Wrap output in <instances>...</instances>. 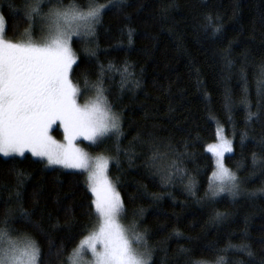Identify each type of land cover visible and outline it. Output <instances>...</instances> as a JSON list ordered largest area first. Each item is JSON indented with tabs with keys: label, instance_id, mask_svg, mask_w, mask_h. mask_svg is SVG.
I'll return each mask as SVG.
<instances>
[{
	"label": "trees",
	"instance_id": "trees-1",
	"mask_svg": "<svg viewBox=\"0 0 264 264\" xmlns=\"http://www.w3.org/2000/svg\"><path fill=\"white\" fill-rule=\"evenodd\" d=\"M25 3L0 0L5 39L28 40ZM42 35L39 25L31 32L34 42ZM74 39L80 100L95 96L84 91V74L95 83L103 68L104 95L123 133L118 145L113 136L89 152L112 158L108 176L127 210L122 219L144 235L152 264L220 257L264 264V0H125L103 14L89 42ZM86 48L95 52L90 61ZM218 125L232 141L224 162L237 177L236 195L208 191L214 162L205 149ZM91 201L83 172L30 154L0 155V221L9 218L12 237L35 240L43 264H66L97 225Z\"/></svg>",
	"mask_w": 264,
	"mask_h": 264
},
{
	"label": "snow or ice",
	"instance_id": "snow-or-ice-1",
	"mask_svg": "<svg viewBox=\"0 0 264 264\" xmlns=\"http://www.w3.org/2000/svg\"><path fill=\"white\" fill-rule=\"evenodd\" d=\"M124 2L108 0L99 4L88 0L87 4H79L72 0L65 5L62 0H56V5L45 12V5L52 4L53 0H26L25 18L29 24L26 42L4 38L6 20L0 13V154L9 157L30 152L32 157L46 158L48 165L87 173V190L93 197L89 207L94 209L92 214L97 217L98 225L79 241L66 264H152L144 235L135 231V224L128 228L120 222L127 210L120 192L108 177L112 158L90 156L77 144L82 137L99 147L105 139L114 136L118 145L123 136L120 118L112 112L104 95L103 68L95 83L84 74V91H94L95 96L83 105L78 102L82 89L73 82L72 76L80 66V58L73 48L77 42L74 37L89 42L103 14ZM37 25L43 34L41 42L31 38ZM214 31L220 29L217 27ZM94 55V51L85 49L86 60L90 61ZM124 73L131 75L127 66ZM252 115L249 113V120ZM57 124L63 130L62 143L51 135ZM217 139V143L208 144L205 149L215 163L208 191L213 197L224 192L236 195L237 177L224 162L225 153L233 152L232 141L219 133ZM158 158L159 154H154L153 159ZM258 163L253 154V165ZM187 187L192 190L191 181ZM0 222L5 225L0 228V264H43V253L35 240L11 238V233L17 230L8 226L9 218ZM141 246L145 247L144 251L140 250ZM246 247L241 246V251ZM89 253L90 259L85 261ZM247 254L250 256L251 252ZM216 264H226V261L220 257Z\"/></svg>",
	"mask_w": 264,
	"mask_h": 264
},
{
	"label": "rangeland",
	"instance_id": "rangeland-1",
	"mask_svg": "<svg viewBox=\"0 0 264 264\" xmlns=\"http://www.w3.org/2000/svg\"><path fill=\"white\" fill-rule=\"evenodd\" d=\"M20 42H26V41H20ZM35 42H41V40H39V41H35ZM83 94H81V95H79L78 96V102L81 104V105H83L86 101H88V100H90V99H92V98H94V96L93 97H91V98H87V99H85V100H80V96H82ZM53 128H57L60 132H61V138L60 139H57L56 137H54V135H53V133H52V130H51V135L53 136V138L55 139V140H57L58 142H63V130H62V128H60V126H59V124H57V125H54L53 126ZM52 128V129H53ZM217 133H219L221 136H223L225 139H227V140H230L229 138H227L225 135H224V132H223V128H222V126L221 125H218V129H216V137H215V140H214V142L213 143H217L218 142V139H217ZM78 141H82V142H77V144H78V146L80 147V148H82V149H84L86 152H88L89 153V155L90 156H97V155H103V154H98V153H91V152H89V147H92V144H91V142L90 141H85L82 137L78 140ZM231 141V140H230ZM25 154H30L31 155V153L30 152H26ZM226 154H228V153H225V155ZM1 156H3L2 154H0ZM12 156H19V155H15V154H13ZM32 156V155H31ZM105 156V155H104ZM37 158H40V157H37ZM40 159H42V160H44L45 161V163L47 164V160H46V158H40ZM213 162H214V158H213ZM48 165V164H47ZM48 166H58V167H61V168H63L62 166H60V165H48ZM64 169H67V170H74V171H80V172H82L81 170H76V169H68V168H64ZM214 170H215V163H214ZM213 170V171H214ZM234 173V172H233ZM235 174V173H234ZM84 175H85V177H87V173H84ZM109 177V176H108ZM211 177V176H210ZM110 179V178H109ZM111 180V179H110ZM114 184V183H113ZM224 193H227V192H224ZM224 193H220V194H224ZM219 194V195H220ZM228 194V193H227ZM92 199H93V197H92ZM120 222L125 226V227H128V228H131V225H133V224H129V223H126L122 218H121V220H120ZM97 225H98V219H97ZM97 225H95L92 229H91V231L92 230H94L96 227H97ZM136 227V226H135ZM135 231L136 232H139V233H141L137 228H135ZM89 234V233H88ZM88 234H86V235H88ZM142 234V233H141ZM84 237V236H83ZM83 237L81 238V239H83ZM11 238H13V239H28V238H22V237H12L11 236ZM80 239V240H81ZM79 240V241H80ZM78 244H79V242H78ZM77 244V245H78ZM76 245V246H77ZM140 250L141 251H144L145 250V247L144 246H141V248H140ZM73 251V250H72ZM84 259H85V261H87V260H89L90 259V253L88 254V255H86L85 257H84ZM201 264H209V263H201Z\"/></svg>",
	"mask_w": 264,
	"mask_h": 264
}]
</instances>
